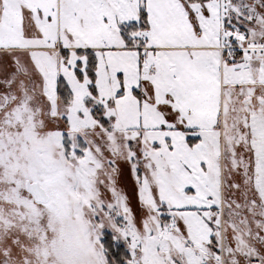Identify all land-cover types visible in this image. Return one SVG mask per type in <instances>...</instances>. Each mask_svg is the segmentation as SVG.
<instances>
[{"label": "snow or ice", "instance_id": "obj_1", "mask_svg": "<svg viewBox=\"0 0 264 264\" xmlns=\"http://www.w3.org/2000/svg\"><path fill=\"white\" fill-rule=\"evenodd\" d=\"M0 264H264V0H0Z\"/></svg>", "mask_w": 264, "mask_h": 264}]
</instances>
